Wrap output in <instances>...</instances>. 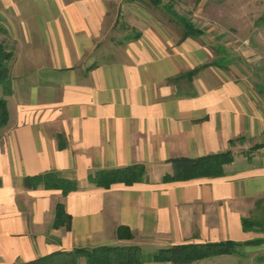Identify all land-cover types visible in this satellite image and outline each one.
Here are the masks:
<instances>
[{
	"label": "crops",
	"instance_id": "obj_1",
	"mask_svg": "<svg viewBox=\"0 0 264 264\" xmlns=\"http://www.w3.org/2000/svg\"><path fill=\"white\" fill-rule=\"evenodd\" d=\"M185 3L0 0V37L13 51L0 128V264H85L70 252L221 240L239 245L189 264H264V241L244 243L264 234L241 227L264 198V145L245 152L264 144V56L198 17L206 0L195 1L198 16ZM180 19L197 33L184 35ZM196 67L190 82H167ZM227 149L235 155L223 175L161 179L172 158ZM133 163L145 165L146 181L104 188L88 178ZM44 172L78 187L24 185ZM57 202L69 227L53 225Z\"/></svg>",
	"mask_w": 264,
	"mask_h": 264
},
{
	"label": "trees",
	"instance_id": "obj_2",
	"mask_svg": "<svg viewBox=\"0 0 264 264\" xmlns=\"http://www.w3.org/2000/svg\"><path fill=\"white\" fill-rule=\"evenodd\" d=\"M154 4H159L162 0H150ZM167 4V3H166ZM169 7V6H168ZM169 10V9H168ZM171 12V11H170ZM264 18V12L263 16ZM179 22L183 27L184 35H194L198 30L188 20L180 19ZM4 33V28L0 26V35ZM138 33L133 38L138 37ZM13 57L12 49L8 48L0 39V128H2L8 120V108L5 95L9 93V63ZM199 67L181 73L177 76L167 79V82H176L180 79L191 81L193 75ZM264 144H254L245 151L248 155ZM234 151L227 149L224 151L209 153L198 157H176L170 160L172 164V172L165 173L162 181L188 180L200 177H216L223 175L224 166L234 159ZM90 182L96 186L107 188L113 183H124L126 185L146 181L147 171L142 163H133L121 167L104 168L95 171L88 176ZM26 187L43 186L44 188L60 189L62 194L76 189L78 186L72 179L62 177L54 172H44L33 176H26L23 179ZM261 199L256 201V204ZM264 214V213H263ZM70 217L64 211L63 204L57 202L54 209L53 225H64L69 227ZM241 227L243 231L256 230L264 234V216H244L241 217ZM118 237H131V233L127 228L118 227ZM264 241L263 238H256L244 242L245 244H258ZM239 245L238 242L232 240H221L214 242L202 243H181L167 247L158 248L152 252H144L139 245L136 244H113L100 245L91 249L75 248L70 253L81 255L85 258V264H139L147 260L155 261H171L178 264H189L193 261L220 255L232 253ZM50 256L41 257L28 264H49Z\"/></svg>",
	"mask_w": 264,
	"mask_h": 264
},
{
	"label": "rangeland",
	"instance_id": "obj_3",
	"mask_svg": "<svg viewBox=\"0 0 264 264\" xmlns=\"http://www.w3.org/2000/svg\"><path fill=\"white\" fill-rule=\"evenodd\" d=\"M191 1V2H190ZM196 0H189L181 9L197 14ZM264 0H206L200 16H209L215 26L228 31L229 40L235 46L249 47L257 55L264 56ZM1 39V37H0ZM2 40V39H1ZM3 41V40H2ZM4 42V41H3ZM5 44V43H4ZM264 198L253 205L250 216H264Z\"/></svg>",
	"mask_w": 264,
	"mask_h": 264
}]
</instances>
